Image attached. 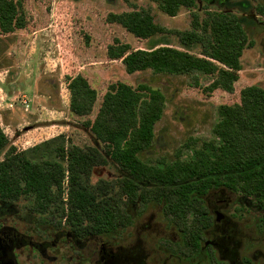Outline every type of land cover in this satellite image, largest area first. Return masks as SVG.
I'll return each instance as SVG.
<instances>
[{"label": "rangeland", "instance_id": "1", "mask_svg": "<svg viewBox=\"0 0 264 264\" xmlns=\"http://www.w3.org/2000/svg\"><path fill=\"white\" fill-rule=\"evenodd\" d=\"M13 1L21 4L20 26L10 34L0 33V129L9 144L17 152L26 151L32 162L64 165L54 151L61 144L84 152L93 148L100 152L101 145L82 124L96 119L110 86L124 84L140 97L142 105L136 111L137 121L143 106L150 104L148 90L144 88L157 91L161 97L153 137L137 152L138 161L145 168L165 171L171 167L181 174L187 164L214 160L218 155L213 147L221 145L215 132L223 120L220 108L241 106L243 89L264 90V15L255 11L257 6L264 7V0H196L195 7L181 8L174 17L164 14L149 0ZM226 11L243 19V28L252 43L242 51L238 79L232 83L230 92L221 85L213 87L216 75L199 72L174 75L145 70L127 74L122 61L110 55L111 49L127 45L130 51L168 47L206 58L208 47L216 40L212 22ZM132 12L146 13L159 32L147 39H138L127 32L116 18ZM189 33L192 41L183 42L181 38ZM77 76L87 81L95 95L89 113L83 116L70 111L67 84L69 78ZM23 96L28 107L20 102ZM124 176L110 160L90 172L89 188L97 202H103L102 213H109L112 217L109 222H114L111 231L102 235L103 242L133 243L145 236H139L136 229L151 219L159 231L158 237H152L154 243L163 241L166 247L173 237L177 240L180 237L177 229L195 225L192 212L182 221L174 218L173 223L168 222L163 205L152 198L151 192L138 190L135 196L127 193L122 185ZM66 183L65 180L62 186V201L57 200L42 214L30 211L31 198L0 202V223L36 238L50 239L54 233L72 236L68 220L61 214L62 206H68ZM145 187L156 189L152 185ZM256 197L226 190L213 195L206 205L212 208L216 201H225L221 207L227 219L225 227L232 228L238 249L244 256L255 254L261 260L264 206L256 202ZM88 222L81 220L82 225ZM171 227L175 228V234ZM65 242L58 249L57 264H94L95 243L83 240L80 248L72 241ZM35 259L36 256L32 260Z\"/></svg>", "mask_w": 264, "mask_h": 264}, {"label": "trees", "instance_id": "2", "mask_svg": "<svg viewBox=\"0 0 264 264\" xmlns=\"http://www.w3.org/2000/svg\"><path fill=\"white\" fill-rule=\"evenodd\" d=\"M149 1L157 4L169 17L176 16L181 8L189 9L196 5V0ZM20 10V3L0 0L1 34H10L20 26ZM255 11L264 15L262 6H257ZM116 20L138 39L150 38L160 30L144 12L124 14ZM242 20L228 11L216 17L212 22L216 40L208 47L210 52L206 58L168 47L130 51L127 45L111 49L110 55L122 61L127 74L145 70L174 75L199 72L216 75L213 87L221 85L230 92L232 83L238 79L242 51L244 47L252 46ZM191 35L186 34L181 40L191 42ZM67 88L70 111L78 116L89 113L95 95L87 81L81 76L69 78ZM144 89L148 90L150 104L143 106L144 111L139 112L137 121L136 111L142 105L139 95L124 84L110 86L96 119L82 124L99 142L101 151L93 148L84 152L61 144L54 151L58 152L57 156L64 165L32 162L26 151L17 152L9 144L0 129V155L3 154L0 161V202L14 203L21 197L31 198L30 211L45 213L54 202L62 201V186L66 180L68 206H62L61 214L67 218L71 232L84 236L90 233L102 235L111 231L114 222H109L112 220L109 213H102L103 202H97L88 180L92 168L103 166L106 160H110L124 173L122 185L127 193L135 196L138 190L151 192L152 198L163 205L166 217L173 220L182 221L191 212L195 217L203 216L206 209L202 198L214 189H226L247 197L257 196L256 202L264 206V90L258 87L243 89L241 106L221 107L219 113L223 120L215 128L221 145L213 147L218 155L214 160L187 164L180 174L171 167L165 171L145 168L136 157L137 152L151 141L153 127L161 111L158 92ZM147 185L156 189H147ZM83 219L89 220L87 225H82ZM194 241L197 245L198 239Z\"/></svg>", "mask_w": 264, "mask_h": 264}, {"label": "flooded vegetation", "instance_id": "3", "mask_svg": "<svg viewBox=\"0 0 264 264\" xmlns=\"http://www.w3.org/2000/svg\"><path fill=\"white\" fill-rule=\"evenodd\" d=\"M225 191L226 189H214L207 192L202 198L206 209L203 216H194L195 225L192 223L190 228L177 229L180 233L178 240L174 237L169 240V245L176 249L169 248V245L165 247L166 243L163 241L154 243L152 237H158L159 231L157 226L151 224V219L136 229L139 236L145 235V240L140 237L133 243L122 241L117 245L103 242V234L90 233L84 236L73 231L72 236L69 233H54L50 239H45L0 223V264H57L60 261L58 249L63 243H67L65 240L72 241L73 245L80 248L83 240L95 243L97 259L94 264H264V256L261 260L255 254L244 256L243 251L238 249L232 228L225 227L227 219L221 211L225 201H216L217 205L212 208L206 205L213 195L223 194ZM166 218L173 223L171 217ZM171 229L175 234V228ZM196 238L197 245L194 241ZM33 254L36 256L35 260H32Z\"/></svg>", "mask_w": 264, "mask_h": 264}, {"label": "built area", "instance_id": "4", "mask_svg": "<svg viewBox=\"0 0 264 264\" xmlns=\"http://www.w3.org/2000/svg\"><path fill=\"white\" fill-rule=\"evenodd\" d=\"M20 102L22 103V105H24V106H28L27 105V101H26V98L23 96V97H21V100H20Z\"/></svg>", "mask_w": 264, "mask_h": 264}, {"label": "crops", "instance_id": "5", "mask_svg": "<svg viewBox=\"0 0 264 264\" xmlns=\"http://www.w3.org/2000/svg\"><path fill=\"white\" fill-rule=\"evenodd\" d=\"M28 107V106H27Z\"/></svg>", "mask_w": 264, "mask_h": 264}]
</instances>
